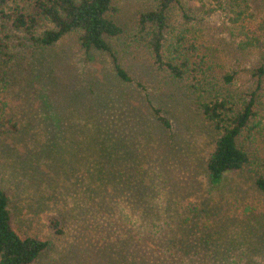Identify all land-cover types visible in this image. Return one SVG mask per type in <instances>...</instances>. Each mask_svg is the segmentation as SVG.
<instances>
[{"label":"trees","instance_id":"trees-1","mask_svg":"<svg viewBox=\"0 0 264 264\" xmlns=\"http://www.w3.org/2000/svg\"><path fill=\"white\" fill-rule=\"evenodd\" d=\"M115 1L33 0L26 9L15 1L0 0V32L4 33L0 36V52L9 56L0 59V136L11 138L20 131L17 107L21 100L16 84L22 78L16 75H21L17 67L25 58L8 52L16 34L10 33L9 27L22 33V46L35 53L75 33L86 56L97 52L110 58V72L116 86L122 87L117 93L96 80L95 84L101 85L99 90L90 83L84 101L82 96L78 103L68 101L69 97L62 101L66 105L76 103L78 118L88 121L86 132L92 153L78 159L82 164L77 181L91 186L92 205L98 207L108 199L109 214H123L125 232L112 230L114 240L109 242L112 244L106 255L109 263L260 264L264 240L258 241L257 212L246 205L234 208L230 200L209 191L188 193L186 186L175 182V173L166 170L164 176L155 166L154 151L157 154L159 140L161 144L173 124L160 108L164 106L161 97L153 98L146 84L128 73L113 50L110 40L123 32L114 18ZM187 1L196 14L195 0H154L151 9L139 14L138 35L150 54V68L179 90L202 124L216 134L203 168L206 186L212 187L228 173L249 167L256 190L264 194V173L253 169L256 162L241 140L257 126L263 128L257 91L231 92L236 71L219 74L214 70V50L201 47L196 39H187V22L179 20L177 26L171 23L175 7L180 8L184 19L191 20L184 5ZM249 10L250 0H211L203 14L217 13L237 24ZM41 22L46 24L42 29ZM256 40L264 55V38ZM254 74L259 79L263 77L264 57ZM16 101L20 102L13 105ZM148 128L155 135L149 134ZM160 159L158 164L165 170L167 158ZM122 200L127 203L123 208ZM10 204L11 199L0 188V264H31L49 247V242L21 237L11 224ZM239 207L243 217L236 214ZM146 242L155 246L150 248Z\"/></svg>","mask_w":264,"mask_h":264},{"label":"rangeland","instance_id":"rangeland-1","mask_svg":"<svg viewBox=\"0 0 264 264\" xmlns=\"http://www.w3.org/2000/svg\"><path fill=\"white\" fill-rule=\"evenodd\" d=\"M11 1L29 9L33 0ZM187 2L184 5L191 20L184 19L180 8L175 7L171 23L177 26L179 20L187 22L184 26L187 39H196L201 47L214 50V70L219 74L236 71V79L229 88L231 92L257 91L263 128L257 126V130L246 138L245 134L241 140L256 162L253 169L264 173V75L259 79L254 74L264 57L256 40L264 38L263 1L250 0L248 15L237 24L227 22L217 13L203 14L211 0H195L196 14ZM153 6L154 0H116L114 18L123 32L110 42L128 73L144 82L153 98L161 97L164 106L160 108L173 124L172 129L165 132L161 144L159 140L157 154L154 151L155 166L164 176L166 170L175 173V182L186 186L188 193L209 191L211 195L230 200L234 208L242 205L252 208L259 214L258 241H262L264 194L256 190L253 172L246 167L228 173L212 187L206 186L203 168L216 134L202 124L196 111L183 100L181 92L150 68V54L138 35V17ZM45 26L41 22L40 28ZM9 31L16 34L12 36L8 52L25 58L17 67L21 75H16L17 79L22 78L16 84L21 102L13 104L20 102L17 107L21 114L18 116L20 131L11 138L0 136V188L11 199V224L21 237L31 236L49 242V247L31 264H110L106 255L112 244L109 242L114 240L112 230L116 229L118 234L125 232L123 214H109L108 199L98 207L94 203L93 206L91 186L77 181L82 164L78 159L92 153L86 132L88 121L78 118L76 103L66 105L62 101L69 97L68 101L78 103L81 96L84 101L90 83L99 90L101 85H96V80H102L105 87L119 93L122 87L116 86L110 72L111 60L97 52L86 56L79 48L75 33L64 36L50 49L35 53L22 46V33L10 27ZM3 35L0 32V36ZM0 53L1 60L9 59L6 52ZM49 98L54 101L48 102ZM79 113L83 111L80 109ZM148 130L155 135L154 130ZM160 158H167L165 170L158 164L162 161ZM121 202L123 208L127 203ZM96 203L98 205V200ZM239 209L236 214L243 217ZM147 246L153 248L155 245L152 242ZM262 259L264 251L260 264H264Z\"/></svg>","mask_w":264,"mask_h":264}]
</instances>
